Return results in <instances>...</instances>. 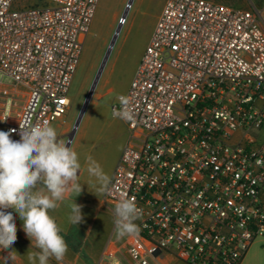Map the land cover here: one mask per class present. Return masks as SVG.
Returning a JSON list of instances; mask_svg holds the SVG:
<instances>
[{"label": "built area", "instance_id": "obj_1", "mask_svg": "<svg viewBox=\"0 0 264 264\" xmlns=\"http://www.w3.org/2000/svg\"><path fill=\"white\" fill-rule=\"evenodd\" d=\"M14 3L0 0V76L26 88L28 97L17 121L9 113L0 119V131L15 129L11 139L18 141L20 122L53 124L70 111L100 0ZM120 95L129 98L135 120L126 123L130 138L106 200L134 198L143 219L128 257L107 263L156 264L168 255L186 264H241L264 238L260 13L210 0H166ZM119 107L116 99L112 109Z\"/></svg>", "mask_w": 264, "mask_h": 264}, {"label": "clouds", "instance_id": "obj_2", "mask_svg": "<svg viewBox=\"0 0 264 264\" xmlns=\"http://www.w3.org/2000/svg\"><path fill=\"white\" fill-rule=\"evenodd\" d=\"M120 107L112 109L113 118L125 123L135 120L127 96L117 97ZM0 131V250L9 249L17 240L14 214L23 221V230L31 241L26 255L28 264H63L68 251L63 229L50 214L58 209L70 194L82 191L79 171L82 167L78 153L70 146L72 140L58 139L59 134L49 121L20 122V140L11 139L12 132ZM89 181L94 194L107 195L112 190V178L91 156L86 158ZM70 224H79L83 217L81 206L69 205ZM12 209L13 211H7ZM113 235L116 240L139 238L143 209L134 198L122 197L112 209ZM19 255L9 252L6 259Z\"/></svg>", "mask_w": 264, "mask_h": 264}, {"label": "rangeland", "instance_id": "obj_3", "mask_svg": "<svg viewBox=\"0 0 264 264\" xmlns=\"http://www.w3.org/2000/svg\"><path fill=\"white\" fill-rule=\"evenodd\" d=\"M24 1L40 2V0H15L14 7L20 6ZM229 1L231 3H223L235 9L259 12L264 26V0ZM129 3L131 7L127 10ZM165 3L166 0H100L69 92L70 111L65 117L52 124L62 139L67 140L72 135L115 31L127 12L125 23L70 145L79 155L82 165L81 177L86 179L88 185H91L89 181L92 178L86 170V158L91 156L102 166L105 173L112 177L123 149L129 141L128 125L118 118H113L112 107L116 103L117 96L128 91ZM257 137L264 142V126ZM105 197L102 195V221L107 224L114 205L107 202ZM17 237H19L18 231ZM259 249H264V238H258L246 256L255 255L256 264H264V250L258 253ZM9 251H15L18 257L24 259L23 263L15 261L14 264H28L27 253L22 247H15ZM255 251L258 254H254ZM8 255L1 257L0 264H13L12 260L6 259Z\"/></svg>", "mask_w": 264, "mask_h": 264}, {"label": "crops", "instance_id": "obj_4", "mask_svg": "<svg viewBox=\"0 0 264 264\" xmlns=\"http://www.w3.org/2000/svg\"><path fill=\"white\" fill-rule=\"evenodd\" d=\"M210 1L225 5L229 4L223 2L231 3L229 0ZM27 97L28 90L26 88L15 84L9 77L0 76V119L9 113L10 120L17 121L23 111ZM79 182L82 185L81 193L77 197L75 194H70L58 209L50 212L63 229L62 235H64L68 245V251L63 264H108L107 260L109 258L126 259L129 248L134 243V238L116 240L113 235L112 210L111 214H109L108 223L105 224V221H102V195L98 197L93 193L95 189L91 185H88L86 179L81 177L80 171ZM74 200L76 204L81 206L83 217L82 221L77 225L70 224L68 221L70 213L68 205ZM12 211L11 209L10 212ZM13 214L19 237H17L11 248L0 250V259H2L3 255L9 254V250L12 248L22 247L28 253L31 246V241L23 230V221L19 218L18 214L14 212ZM262 250L264 249H259L258 253L262 252ZM258 253L257 251L254 252V254ZM15 261L23 263L24 259L17 257ZM50 264H56V261L53 259L50 261ZM156 264L186 263L168 255H161L157 259ZM241 264H256L255 255H250V257L245 256Z\"/></svg>", "mask_w": 264, "mask_h": 264}, {"label": "water", "instance_id": "obj_5", "mask_svg": "<svg viewBox=\"0 0 264 264\" xmlns=\"http://www.w3.org/2000/svg\"><path fill=\"white\" fill-rule=\"evenodd\" d=\"M130 5H131V3H130ZM129 8H130V7H127V10H128ZM126 16H127V12L123 15V17H122V19H121V21H120V25H119V27L117 28V30L115 31L114 37H113V39H112V41H111V44H110V46H109V48H108V51H107L106 55H105V58H104V60H103V63H102V65H101V67H100V69H99V71H98V73H97V76H96V78H95V81H94V83H93V85H92V87H91V89H90L89 95H88V97H87V99H86V101H85V103H84L83 109H82L81 114H80V117H79V119H78V121H77V123H76V125H75V128H74V130H73V133H72V135H71V138H73V136H74V134H75V132H76V129L78 128L79 123H80V121H81V118H82V116H83V114H84V111H85V109H86V107H87V105H88L90 99L92 98V96H93V94H94V92H95V90H96V87H97V85H98V82H99V80H100V77H101V75H102V72H103V70H104V67H105V65H106V63H107V61H108V58H109V56H110V54H111V52H112V49H113V47H114V45H115V43H116V40H117V38H118V36H119V34H120V31H121V28H122L123 22L126 20Z\"/></svg>", "mask_w": 264, "mask_h": 264}]
</instances>
